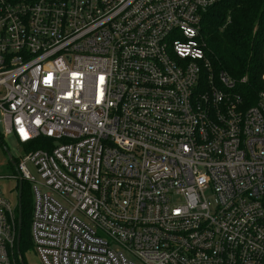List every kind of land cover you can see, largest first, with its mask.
Masks as SVG:
<instances>
[{
    "label": "built area",
    "instance_id": "obj_1",
    "mask_svg": "<svg viewBox=\"0 0 264 264\" xmlns=\"http://www.w3.org/2000/svg\"><path fill=\"white\" fill-rule=\"evenodd\" d=\"M217 1L0 0L2 134L48 147L17 162L43 264H264V90L214 69ZM17 238L0 185V264Z\"/></svg>",
    "mask_w": 264,
    "mask_h": 264
},
{
    "label": "trees",
    "instance_id": "obj_2",
    "mask_svg": "<svg viewBox=\"0 0 264 264\" xmlns=\"http://www.w3.org/2000/svg\"><path fill=\"white\" fill-rule=\"evenodd\" d=\"M202 34L216 72L223 70L237 79L246 76L245 97L254 101L256 94L264 90V0L217 1L203 15ZM3 137L0 133V139ZM21 146L24 152L48 148L44 137ZM15 161L18 162V158ZM27 199L24 182L21 254L34 248L31 236L33 199L32 207Z\"/></svg>",
    "mask_w": 264,
    "mask_h": 264
},
{
    "label": "rangeland",
    "instance_id": "obj_3",
    "mask_svg": "<svg viewBox=\"0 0 264 264\" xmlns=\"http://www.w3.org/2000/svg\"><path fill=\"white\" fill-rule=\"evenodd\" d=\"M1 119H2V115L0 112V133H3L4 129L1 123ZM1 139H0V178L2 179L0 180V185H1L2 193L10 200L12 207L15 209L16 213L18 214V203H19V197H18L19 192L17 188L18 179L16 178L17 172L15 171V168L12 164L10 155H12L13 158L17 159L23 154L24 151L22 149V146L19 144L18 140L15 138V136L13 135L4 136ZM29 151L27 150V152ZM29 167L33 172L35 178L39 179V174L37 173L36 168L33 165H30ZM29 187L30 185L28 184V181H26V196L28 198L27 201L30 202V205L32 207V199L34 200V195ZM209 199L212 203H214L213 196H210ZM22 255L25 264H43L39 255L34 250V248L26 250ZM135 261H137L136 258Z\"/></svg>",
    "mask_w": 264,
    "mask_h": 264
},
{
    "label": "water",
    "instance_id": "obj_4",
    "mask_svg": "<svg viewBox=\"0 0 264 264\" xmlns=\"http://www.w3.org/2000/svg\"><path fill=\"white\" fill-rule=\"evenodd\" d=\"M10 159L12 161V164L15 168V171L17 172L18 176H19V203H18V238H17V247H18V252H19V255L21 257V262L22 264H25L23 258H22V254H21V250H20V240H21V232H22V224H23V221H22V190H23V179L21 178V174L19 172V168H18V164L17 162L15 161V159L13 158L12 155H10Z\"/></svg>",
    "mask_w": 264,
    "mask_h": 264
}]
</instances>
